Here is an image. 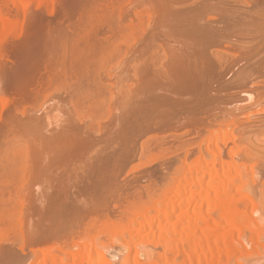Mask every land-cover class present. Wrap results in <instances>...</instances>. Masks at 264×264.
Masks as SVG:
<instances>
[{
    "label": "bare ground",
    "instance_id": "1",
    "mask_svg": "<svg viewBox=\"0 0 264 264\" xmlns=\"http://www.w3.org/2000/svg\"><path fill=\"white\" fill-rule=\"evenodd\" d=\"M144 1L150 5L151 10L143 11L141 7L134 14V16L136 15L135 21H137V30L135 31H137L138 40L135 38L137 41L135 47L134 45V48L132 47L133 56L131 54L133 61L130 62V64L134 63V73L132 71V75L134 74L135 83L134 86L132 85L133 88L130 86L129 91L126 89L129 86L126 87V85L121 90L117 88L116 93L118 94L115 95L114 93V95L118 96L119 101L110 91L109 98L103 94L104 92L97 91L99 94L95 95L94 98L91 97L93 98L92 101L88 99L91 101L89 106H86L88 111L84 109L85 105L82 104L83 99L81 96L75 95L76 92H74L76 104H73V99L71 104H65L64 101L60 103L63 99L59 100L60 102L58 101L60 104L56 101L57 104L50 103L48 105L46 102L48 106L44 107L45 109L40 112L41 114L39 113L36 116L32 114L34 117L26 118L25 121H16L18 124H15L17 125L15 130H18L19 138L22 139L23 143L19 138L16 139L18 134L17 137L15 134L13 136L16 138L12 137L15 142L10 140L9 145H11H8V148L7 146L4 147L6 150L2 151V154L7 159L12 157V161L10 160L11 164L7 167L9 169L8 175L6 174V178H3L6 180L2 179V181L7 183L10 179L11 186L16 187L18 193L19 191L22 193V187L25 188L24 194L19 193L20 197L27 194V181L30 182L28 187L30 189L28 193L30 194H27L26 198L28 199H25L29 204L26 202L28 204L26 205L28 210L27 213L25 212L26 216L20 212L22 209H19L26 204L23 200L25 197H22L24 205L21 204V201V203L9 206L8 210L4 208L5 211L2 210L3 212H1L0 238L4 240L5 236L11 235L10 238L14 237L15 240L12 239V241H15L16 248L19 247L21 253H18V249L17 252L11 251L12 249L0 250V264H247L246 261L249 259L251 261L253 259L251 256L255 254L252 251H257L256 253L259 254L258 250L255 251L252 246L253 240L250 239L257 236L253 238H259L260 244L261 240H264V238L262 239L264 235H261L264 234V224H261L264 217L261 218L263 220H259L261 223L254 217L257 216L258 218L259 216L260 219V214L264 216V212L261 213L262 206L264 207L262 203L264 202L258 203L261 206L256 205V197H254L256 202L252 198L254 183H246L242 179V175L243 171L245 172L248 168L253 172L254 169L252 168L255 165L252 156L250 158L253 152L249 151L251 148L248 147L251 140L247 136L248 129L251 126L253 128L264 125V118L262 117L259 121L253 122V118H250L252 120L249 119L253 115L250 113L251 116H249L246 113L248 118L247 120L246 117L244 118L245 123H243V120L240 123L237 119L240 115L242 117L246 115L245 113L243 115V112L246 111V103L249 98L252 100L250 94L242 93L240 90L245 88L248 82L247 74L249 71L260 75L264 79V57L246 47L241 49L243 60L240 59L239 62L227 64L221 57L219 58V55L224 49L237 50L243 43L264 40V4L262 0ZM12 4L18 5L19 0H7L6 5L12 7ZM3 7V3L0 2V55L2 54L0 63L4 60L5 55L7 56L6 53L4 55L5 49L3 48L5 47L1 48V44H4V40L8 39L7 37L10 36L15 27L14 21H12L13 18L10 19L9 16V9L5 11L7 9L4 10ZM132 25L134 24H131L130 27ZM124 28H127V26ZM135 31L133 32L135 33ZM118 32L122 33L121 30ZM119 33L118 35H120ZM123 33L127 34L126 29ZM134 33L132 35L135 36L136 33ZM128 35L126 38H128ZM131 39L133 38L131 37ZM92 49L94 50L93 47ZM96 49L98 52L94 50L95 53H102L103 51H99V48ZM105 49L107 50V48ZM112 49L114 50V46L109 51ZM1 50L3 53H1ZM89 51L92 50L89 49ZM107 53L110 56L113 54L112 51L111 54L108 50ZM108 54L107 56H109ZM100 55L97 54L98 60ZM103 55L104 53L101 56L103 57ZM82 56L77 58L83 66L84 61L88 59L83 60L84 57ZM107 56L103 58L107 59ZM102 61L97 62V64H101ZM93 63L91 62L89 65ZM79 64L77 62V65ZM100 64L99 68L101 69L102 65ZM77 65L76 70H79L80 68L77 69ZM84 66L82 68L84 71L89 70L90 66L87 65L86 68ZM130 69L133 68L130 67ZM128 70H124L122 74L116 76L117 81L121 83V78L123 80L125 77L123 74L131 73ZM91 72L93 73V70ZM100 80L96 82V87L98 90L104 91L107 86ZM227 91H233L232 97L228 100V107L224 109V112L219 111L218 114L221 119L223 114L230 118V124H227L225 129L226 127L227 129L236 127L235 123H237V127L240 125L239 128L242 129H237L240 132L232 133V137H228L229 131L227 129L225 131L228 134L222 131L224 130L222 128L220 130L214 128L213 132H218L217 135L216 133L213 134L212 131L210 132L209 129L212 134H209L211 140L207 139L209 143L206 147L199 142L201 146H196L197 149L195 150L197 152L188 149L177 157L174 162L169 163L170 165L166 168L164 167L168 171V177L165 175L166 173L164 174L166 177L160 176L166 181L164 180L165 183H162V188L161 185L160 189L155 187L154 191L158 190H156L157 195H152L150 198L146 197V200L149 199L146 204L138 206V203L135 202L137 207H135V204V206L131 204L135 209H132L133 211L131 210L132 212L129 215L125 213L128 215H124L126 217H124L125 221H116V223L106 224L101 228L100 235H107L106 237L109 236L110 240L116 241V239H119L122 247L127 251L125 255L116 254L119 257L113 255L114 258L119 259L117 263L112 262L113 260L109 259V254H106L109 251L107 247L111 243L106 242L104 244L103 240L105 238H102L103 242L101 243L99 242L101 238L99 241L98 238L91 241L93 239V236H91L90 240H88L89 238L85 240L86 235H84L82 244L74 237V239L70 238L72 237L70 231L73 229L75 231L76 227L79 231V224H84L82 220L86 221V218H88V221H90L89 216L92 215H94V218L97 215L102 217L103 214H106L108 205H111L109 203L117 200L119 193L126 191L127 184L123 185V182H121L123 184L119 182L120 175L130 164L132 165L136 161L139 147L147 141H152L150 139L152 134L158 133L154 136L163 134L174 136L173 133L184 126L186 116L204 110L207 113H211L215 109L219 110L216 106L219 104V100L213 94ZM83 95L86 94L83 93ZM90 96L88 95L87 98ZM114 98L118 101V104H116ZM80 99L82 103H80ZM107 99L114 100L115 103L113 105L109 104V107L110 105L113 106L110 108V110L112 109L110 118L104 123L99 122L100 124H97L94 116L97 117L101 114L99 109L103 108ZM79 108L80 110H78ZM81 109L89 112L88 115L85 113L89 117H84L85 114H82L84 110L81 111ZM107 110L109 111V109ZM237 111L242 114H237ZM95 112L99 114L96 115ZM218 118L214 121L219 122ZM17 119L14 118V120ZM97 120L99 119L97 118ZM255 123L257 126H255ZM221 131L223 134H221ZM16 140L21 144L16 143ZM231 141L233 147L229 144ZM252 148L254 147L252 146ZM8 161L6 160V163ZM252 162L254 165H251ZM249 165L253 167L250 168ZM7 168L5 167V169ZM165 169L162 168V172ZM28 171L31 173L27 174L30 178L25 174ZM25 177L28 178L26 187ZM4 182L0 181V184H4ZM6 183L5 185L8 184ZM258 184L260 183L258 182ZM124 186H126L125 191ZM122 190L123 192H121ZM156 191L153 193H156ZM247 194H250V196H246ZM129 196L131 197V195ZM1 198L3 199V196ZM118 198H120V195ZM1 201L0 203H2ZM9 201L8 203L11 204L12 200ZM3 202L5 203V201ZM19 204L22 206L19 207ZM248 204H251L250 206L253 208L251 214H248L253 223L246 217ZM104 210L105 213H103ZM259 211V215H256L255 213ZM23 219L26 220L25 223ZM81 221L82 223H80ZM23 227L24 229L27 227L26 231H28L26 241L23 240L24 238L22 239V236L27 233L24 232ZM86 228H88L87 225ZM93 228L96 227L92 226L91 230ZM67 232L70 236L68 240H65L66 235L65 237L63 235L65 241L63 242L61 238L60 242L62 243L58 244L57 239L59 238L57 237L62 233L67 234ZM245 235L248 236L247 239L248 242H251V245L250 242H245L247 239L243 241ZM259 235L262 237L260 238ZM77 238L78 240L82 239ZM1 239L0 241H2ZM54 241L55 243L50 244ZM246 243L248 246L250 245V248L247 247V249L252 250L251 254L253 255L245 252L247 251ZM41 246H43L42 248L47 247L45 251L42 248L39 249L40 252L35 250ZM240 248L244 250H240ZM260 248L262 249L264 246ZM65 251H68V253L75 251L74 253L77 254H72L68 260H65L67 255ZM258 254L254 255V258L260 255ZM34 255V260L37 258L36 261L33 260L32 256Z\"/></svg>",
    "mask_w": 264,
    "mask_h": 264
},
{
    "label": "rangeland",
    "instance_id": "2",
    "mask_svg": "<svg viewBox=\"0 0 264 264\" xmlns=\"http://www.w3.org/2000/svg\"><path fill=\"white\" fill-rule=\"evenodd\" d=\"M142 1H143V3H141ZM0 2L3 3V6H4L3 9L4 10L7 9L5 11H8V9H9L8 12H10V15H9L10 19L13 18L12 21H14V25L16 27V28L14 27L13 32L10 34L11 37L9 36V37H7L8 39L4 40L6 43L4 42L3 45L1 44V48L5 47V48H3V49H5L4 55H5V53L7 54V56L5 55L6 58L4 57V60L2 59L4 62L1 61V63H0L1 64L0 65V73H2V74H0V87H1L0 88L1 89L0 90V93H1L0 94V99H1L0 100V148H1L0 149V155H1L0 156V159H1L0 160V181L4 182V181H2V179L6 178V176L8 175L9 169L7 167L11 164L12 157H9L11 159H7L5 157V155L2 154L3 153L2 151L6 150V149H4L5 146H7V148H8L9 142H11L10 140H12V141L14 140V139H12V137L13 138L15 137L13 135L16 134V137H17L18 130L17 131L15 130L16 126H17L15 124H18L17 122L25 121V119L29 118V117L31 118L32 114H34V116L38 115L40 112H42L45 109L44 107H47L50 103L51 104H53V103L57 104V102L59 100L61 101V99H63V100L61 102L59 101L60 103H62L64 101V103L66 102L65 104H71L72 99H73V101H74L73 104H76L75 103L76 99L74 96L77 94L79 97L81 96V98L83 99V101L80 99V103L83 102L82 104L85 105V107L84 106H82V107H84V109L88 111V109H86V108L89 106V102L92 101L91 99H93L95 95L97 96V94H99L98 92H100V93L104 92L103 94L107 95L108 98L111 94L110 92H112V95L118 100V98H117L118 96L117 97L115 96L118 94V93H116L117 88H119L121 90L124 88L125 85H126V87L129 86L127 88L125 87L128 91L130 90V86L133 88L134 83H135V79L133 78L134 74L132 75V71L134 73V67H133L134 63L130 64V62L133 61V58H131L133 56V48L135 47L136 41L138 40L137 31H135V30H137L136 29V22L137 21H135L136 15L134 16V14H136V11L141 9V7H142L143 11L144 10L149 11V10H151V7L144 0H56V1L55 0H19V4L18 5L12 4V7L6 5L7 0H0ZM52 2H54V3H52ZM262 3L264 4V0H262ZM134 4H135V6H134ZM89 6H90V8H89ZM20 10H22V11L19 12ZM123 12H125V13H123ZM20 14H22V15H20ZM106 14H108V15H106ZM17 18H20V19H17ZM129 24L130 25L134 24V25H132L133 27L132 26L130 27ZM128 25H129L130 31L128 30ZM125 26H127V28H124ZM125 29L127 32L126 35L123 33V31H125ZM120 30L122 31V33L118 32ZM131 31H132V33H134L133 31H135V33H136V34L134 33L135 36L132 35V33H130ZM117 32L121 35V37L123 35V37H122L123 41ZM127 35H128V38H126ZM131 37L133 39H131ZM125 40H127V41H125ZM110 43H111V45H110ZM6 45H7V47H6ZM109 45L112 46L111 48H113V46H114V50H116L115 52L113 49L111 50L112 53L114 52L113 54L111 53V51H109L111 49ZM133 45H134V47H133ZM241 45L237 50L236 49H230V50L224 49V50H222L220 55H219V58L221 57V59L223 61L227 62V64H231L233 62H239L240 59L243 60L242 52H241V49L243 47H246L247 49L251 48L252 51H254L256 53L258 52L261 54L262 57H264V40H257V41H254L252 43H243ZM94 46H97V47H94ZM101 46L103 49L101 48ZM92 47L97 52H98V50L96 48H99V51L103 50L102 53L96 52L98 55H100V54L102 55L104 53V55L107 56V54H108L107 50L112 55L110 56V54H108L109 56H107V59H104V58H106L104 55H103L104 58L101 55L98 56V57H100L99 60L101 59L100 61H102V58H103V61L104 60L105 61L104 62L102 61L101 64L100 63L97 64V62H100V61L98 60L97 54L92 49ZM104 47L107 48V50ZM6 49H8V50H6ZM89 49H91L92 51H89ZM231 50H233V51H231ZM7 52H9V53H7ZM1 53H3V51ZM94 53H95V55H93ZM78 54L84 55V56L80 55V56L84 57L83 60L88 59L87 61H84L85 63L87 62L88 64L84 63L83 66L84 65L86 67H87V65H88V67L90 66L88 68L89 70L86 69V71H84V69H82L83 66L79 62L78 58L80 56ZM131 54H132V56H131ZM163 55H165V54H163ZM76 61L78 62V64L80 63L79 64V65H81L80 67H79V65H77ZM89 61H91L92 63L93 62H95V63L89 65V63H91ZM99 64L102 65L101 69L99 68L100 67ZM129 64L131 65L130 67L133 69H130ZM76 65L78 67L77 69L80 68L79 70H76ZM85 66H84V68H86ZM126 68L129 69L131 71V73L128 72V74H123L125 77L123 80L121 78V83H122L121 84L119 81H117L116 76L122 74V72L124 70H127ZM90 70L91 71L93 70V73ZM94 70H95V72H94ZM89 71H90V73H89ZM131 75H132V77H130ZM129 77H130V79H129ZM247 77H248V82L246 83L245 88L241 89L240 92H242V93L245 92V93L250 94L252 100H250V98L248 97L249 99L246 103L247 107L244 105V107H246V109H245L246 111L243 112V115H244V113L245 114L248 113L249 116L253 115V117L251 116V117H249V119L253 118L254 120H252V119H250V120H252L253 122H255V121L257 122L260 120V118H262V117L264 118V79L261 78L260 75L253 73L251 71L248 72ZM94 80H95V83H94ZM98 80H100V82L102 81L103 84L107 86V88L106 87L104 88V91L98 90V88L96 87V82ZM130 80H131V82H130ZM127 81H129V82L127 83ZM82 87H83V89H82ZM87 88H88V92H87ZM89 90H90V92H89ZM106 90H108V91H106ZM91 91H93V92H91ZM74 92H76V93H74ZM94 92H96V93H94ZM83 93L86 95H83ZM114 93H115V95H114ZM232 93H233V91L214 93L213 96L219 100V104L216 105L219 108V110L215 109L211 113H207V111L204 110V111H199L198 113H195L194 115L190 114V115L186 116L184 126L179 131L174 132L173 133V134H175L174 136H170L169 134L154 136V134L158 135V133L152 134L153 137H151L152 135L150 136V139L152 141H150V142L147 141L146 142L147 144L145 143L144 145H141L139 147L138 153H137L136 158H135L136 161H134L132 163V165L130 164V166H128L125 169V171L122 173L123 175L121 174L122 176L120 175L121 178L119 179L120 180L119 182L120 183L123 182L124 184L121 183L123 185L127 184V188H126V186H124V191H125V188H126V191L123 192V190H122L121 192H123V193H119L120 198H118V196H119L118 195L117 200H114V202L112 201L109 203L111 205H108V209H106L107 215L106 214H103V215L100 214V215H102V217L100 215H99L100 217H98V215H97V217L95 216V218H94V215H92L93 217L89 216V218H90L89 220L91 222L88 221V218H86L87 219L86 221L82 220L84 222V224L82 223V221L80 222L82 224H79V226H78L79 231H77V227H76L75 231H77L78 235H77V233H75L74 229L70 231V236H72V237L69 236V232H67V234L62 233L57 237V238H59V239H57V243L58 244L62 243V242H60L62 239L64 242L65 240H68L69 237L71 239L74 237L75 240L77 239V241H79L81 244H82V242H84V238H85V240H87V238H89L88 240H90L91 236H93L92 237L93 239H91V241L95 240V239L97 240V238L99 241V239L101 238V240L99 242L102 243L104 241V244L106 242H108V244L111 243L107 247L109 249V251H107L106 254H109L108 255L109 259L113 260L112 262L117 263L119 261V259L116 257H119L118 256L119 254L125 255L127 253V251L125 250L124 247H122L119 239H116V241L111 239L112 240L111 241L109 236L106 237L107 235H104V234L100 235L101 230H102L101 228H103L106 224L111 225L114 222L116 223V221L117 222L120 220L125 221V218H126L125 216H128L130 214V212L133 211L132 209H135V207H137V203H138V206L146 204L147 201L149 200V199L146 200V197L150 198V196H152V195H157V191H158L157 189H156L157 191L155 190L156 193H153V192H155L154 191L155 187H157V188L159 187L158 189H160V185L162 188L163 184L165 183L164 182L165 179H163V178L166 177L165 175H167V172H168L165 168L168 165H170L172 162H174L177 157L182 155L184 151L189 149V150H192V152L193 151L197 152V150H195V149H197L196 146L199 147V146H201L202 143H203L202 146L206 147L207 144L209 143V141L211 140V136H209V134L210 135L212 134L210 132L211 131L213 132L215 130L214 128H216L218 130H220V128H222V129H224L222 131L226 132L225 130L227 129V127L225 129V126H227V124H230L229 123L230 118L227 115L223 114L222 119H221L220 118L221 116H219L218 113H219V111L224 112V109L228 107L227 103H228V100L232 97ZM79 94H81V95H79ZM88 95L89 96L91 95V96L89 98H87ZM4 97H6V98H4ZM91 97H93V98H91ZM54 98H57V99H54ZM115 98H114V100H115ZM244 98L246 99L247 97H244ZM52 99H53V101H52ZM88 99H90L91 101ZM110 100L111 99H107V102H106V104L103 105V108L99 109L100 110L99 112L101 114L97 113V114H99V115H97L95 112L97 117L94 116V120L96 121L97 124H100L99 122L104 123L110 118V111L112 112V109L110 110V108L113 107L112 106L113 104H115L114 100H111V102H110ZM117 100H115L116 104H118V101H119V100L118 101ZM46 102L48 103V105ZM59 102H58V104H60ZM44 104H46V106H44ZM109 104H112V105H110V107H109ZM39 106H40V108H39ZM84 109H81V111ZM107 109H109V111ZM78 110H80V108ZM85 110H84V112H82V114L84 115L85 113H87V115H88L89 112H86ZM236 113L239 114L238 111ZM250 113H251V115H250ZM240 114H242V113H240ZM87 115L85 114L84 117H86ZM101 115H103V116H101ZM107 115H108V117H107ZM248 115L246 114L244 117H242V115H240L243 119L239 116V118L237 120L240 123L243 120V123H245L244 118L246 117V120H247ZM34 116H32V117H34ZM98 116H100V117H98ZM87 117H89V116H87ZM14 118L15 119L18 118V119L14 120ZM20 118L21 119L23 118V119L21 120ZM97 118L100 121L97 120ZM216 118L219 119L218 120L219 122L214 121V119H216ZM12 122H13V124H12ZM234 125H236V127L234 126V128H232V129H230V128L227 129L229 131V134H228V132H226L228 134V137H232L233 136L232 133L233 134L239 133L240 131L237 129H242V128H239V127H241L240 125H238L239 127H237V123H235ZM255 126H257L256 123H255ZM231 127H233V126H231ZM209 129H210V132H209ZM218 130H216V131H218ZM248 132L249 133L247 136H249V139H251L249 142L251 145L248 144L249 145L248 147L251 148V149H249V151L251 150L254 154L253 155L251 153L252 155H250V154L249 155H250V158L252 156L256 167L252 162L251 165H254V168H252L253 166L250 167V165H249V167L254 169L255 172H254V170L252 172L251 169L248 168L247 170H249V171H247V170L245 172L243 171L242 179H244V181L248 184L250 182H251V184L254 183L253 184L254 191H252V195H253L252 198L254 200L255 199L254 197H256L257 202L255 201L256 199L254 201L256 202V205H257L258 203L264 202V200H263L264 199V196H263V194H264V125L258 126V127H253V128L251 126L248 129ZM215 133L213 132V134H215ZM217 133H216V135H217ZM219 133H220V131H219ZM221 134H223V132ZM221 134H218V135L220 136ZM19 137H20V135L18 134V137L16 139L18 140ZM214 137H215V135H214ZM152 138H154V139H152ZM19 139H20V141L22 140L21 138H19ZM212 139H213V135H212ZM17 140H16V143H19V141H17ZM205 140H206V142H204ZM13 142H15V140ZM199 142H201V144ZM21 143H23V142L21 141ZM21 143H19V144H21ZM194 143H196V144H194ZM197 144H199V145H197ZM229 144L231 147H233L232 141ZM188 146H190V147H188ZM252 146L254 148H252ZM204 147H202V148H204ZM2 148H3V150H2ZM145 148H146V150H145ZM160 151H161V153H160ZM141 152L142 153L144 152L145 154H142ZM151 155H152V157H150ZM145 157H146V159H145ZM148 157H150V158H148ZM143 159H145V160H143ZM6 160L7 161L9 160V161L6 163ZM138 161H141V162H138ZM6 164H8V165H6ZM3 166H5L7 169H5V167H3ZM135 166H136V168H135ZM141 167H142V169H141ZM162 168L165 169V171L163 170V172H162ZM3 169H4V171H3ZM135 171H138V172H135ZM155 171H156V173H154ZM159 171H160V173H159ZM2 172H4V173H2ZM132 172H134L135 174ZM29 173H30L29 171L25 172L26 175ZM130 173H131V175H130ZM149 173H151V174H149ZM147 175H149V176H147ZM162 175H163V178L162 177L160 178V176H162ZM2 176H5V177H2ZM27 176H29V175H27ZM126 176H128V177L126 178ZM26 177H25V179H26ZM167 177H168V175H167ZM29 178H30V176H29ZM7 179H8V177H7ZM124 179L128 180L129 182L124 180ZM3 180H6V179H3ZM9 180L7 181V183L9 182ZM27 180H28V178L25 180V184H26ZM133 180H134V182H133ZM253 180H254V182H252ZM256 181H258L260 184H258V182L256 183ZM5 183L6 182H4V184L3 183L0 184V193H1L0 194V201L2 200L1 202L3 203V204L0 203V215L2 214L1 212L8 210L11 207V205H16L17 203H21V201L23 199L22 197H25L23 199L24 201H25V199H28V198H26L27 194L28 195L30 194V193H28L30 190L28 188L30 186V182L28 183V181H27L28 187L26 188L27 194L25 193L26 195L25 196L23 195L22 197H20V194H24L23 191L25 188L22 187L23 191H22V193H21V191H19V193H20L19 194L17 191V188L14 186H11L10 182L8 183L10 185H8L7 183H6L7 185H5ZM129 183L131 184L132 188L133 187H135V188L132 189L130 187ZM27 184L25 185V187L27 186ZM128 184H129V188H128ZM141 188H143V189H141ZM257 188L259 191L257 190ZM129 189H130V191H129ZM151 191H152V193H150ZM258 192H259V195H258ZM149 193H150V195H149ZM250 194H251V192H250ZM250 194H247L246 196H248V195L250 196ZM129 195H131V197ZM2 196H3V199L1 198ZM121 196H123V197H121ZM259 197L261 199L263 197V199L262 200L258 199ZM5 198H7L8 201ZM17 198H19V199H17ZM121 198H122V200H121ZM131 198L133 199L134 202L132 201ZM9 200H12L13 202L11 201V204H10V203H8V202H10ZM258 200H260V201L258 202ZM3 201H5V203ZM26 202L27 201H25L24 203H26ZM135 202H137V203H135ZM27 203L24 205L23 201H22L21 204L24 205V207L19 208V209H22L20 212L22 214H24L25 216H26V213L28 212L26 205H28L29 203L28 204ZM117 203H119V204H117ZM1 204H2V206H1ZM128 204L130 207L128 206ZM131 204H133V205L135 204L136 206L134 205L135 206L134 207ZM262 204L264 205V203H262ZM116 205H118L119 208L116 207ZM250 205L249 204L247 205L248 207L246 209V211H247L246 217L251 223H253L251 221L250 217L248 216V214L250 215L251 211H253L252 210L253 208H251L252 206H250ZM258 205L261 206L260 204H258ZM21 206L19 204V207H21ZM112 206L115 207L116 209L113 208ZM4 208H5V210H4ZM263 208L264 207L262 206V210H261L262 212L261 213L264 212ZM111 209H113V210H111ZM103 213H105V210ZM125 213H128V215ZM259 213H260V211L258 213H255V214L259 215ZM122 214H123V218L125 217L124 219L122 218ZM260 215H261L260 219H259V216H258V218H257V216H254V217H256V219L258 221L263 220V219H261L264 217L263 214H260ZM120 216H121V218L119 219ZM22 217H24V216L22 215ZM109 217H110V219H109ZM112 217H113V219H112ZM25 219H26V217H25ZM111 220H112V222H111ZM97 221H100V222H97ZM263 221H261L262 223L259 221V223L264 224ZM25 222H26V220H24V223ZM86 225L88 228H86ZM91 225L96 227V228H93L91 230V228H92ZM80 226H81V228H80ZM89 227H90V229H89ZM26 228L27 227H25V229H24V227H23L24 232H27L26 235L22 232V235L24 234L23 235L24 237L22 236V239L24 238L23 240H25V241H26L27 235H28V231H26ZM87 229L89 232L87 231ZM72 232H73V234H71ZM86 233H89V234L87 235ZM90 233H91V235H90ZM96 234H98V235H96ZM61 235H62V237H61ZM63 235H64V237L66 235L65 240L63 238ZM84 235H86V237H84ZM94 235H95V237H94ZM99 235H100V237H99ZM261 235L263 236L264 234H261ZM10 236H5L4 240L0 238L2 240V241H0V250H4V249L11 250L12 249L11 251H16L18 249L17 251L19 253L21 251V250L19 251L20 248L19 247L16 248L17 244L14 243L15 241H12V239H14V237L10 238ZM88 236H90V237H88ZM77 237H79V239L82 238L81 240H83V241L78 240ZM244 237H246V238L244 239ZM244 237H243V241H245L248 238L247 235H245ZM250 237H251V235H250ZM253 237H257V236H253ZM253 237L251 239L250 238L249 239L251 241L253 240L252 246L254 247L255 251L258 250L260 255L258 253H256L257 251L254 252L252 250H248L250 248L251 242L249 241L250 242L249 243L248 239H247L245 242H248L250 245L248 246L247 243L245 244L246 249L248 247L247 251H245V252L251 254V251H252L253 254L255 253L254 255L258 254L259 256H255V258H254V255L251 254V255H253V256H251L253 259L251 261H249L250 260L249 259L248 260L249 262L246 261V263L247 264H264V260H263L264 259V255H263L264 254V251H263L264 248H262V249L260 248L261 246H264V242H263L264 240L260 239L263 242V243L261 242V244H263V245H261L260 241H258L259 238L254 239ZM259 237H260V235H259ZM102 238H105V239L103 240ZM263 238L264 237H262V239ZM117 240H119V241H117ZM117 242H119V243H117ZM53 243H55V241L51 242L50 244H53ZM259 244H260V246H259ZM114 245H115V247H114ZM46 246H49V245H46ZM42 247L43 246H41L40 248L38 247V249H35V250L40 252ZM45 248H47V247H45ZM45 248H42V250L44 249L43 251H45ZM251 249H253V248L251 247ZM240 250H244V249L240 248ZM124 251H126V252H124ZM248 251H250V252H248ZM71 252H73V253H71ZM71 252L68 253V251H65V253L67 254L65 260H68V258H70V256H72V254L73 255L77 254V253H74L75 251H71ZM115 252H117V253H115ZM242 252H244V251H242ZM116 254H118V255H116ZM113 255H115L116 257L114 258ZM32 257L34 260L35 255ZM120 257H122V256L120 255ZM36 260H37V258H36ZM36 260H34V261H36Z\"/></svg>",
    "mask_w": 264,
    "mask_h": 264
}]
</instances>
